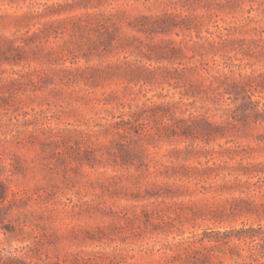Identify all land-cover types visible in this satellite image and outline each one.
<instances>
[{
	"label": "rangeland",
	"instance_id": "obj_1",
	"mask_svg": "<svg viewBox=\"0 0 264 264\" xmlns=\"http://www.w3.org/2000/svg\"><path fill=\"white\" fill-rule=\"evenodd\" d=\"M264 262V0H0V264Z\"/></svg>",
	"mask_w": 264,
	"mask_h": 264
},
{
	"label": "trees",
	"instance_id": "obj_2",
	"mask_svg": "<svg viewBox=\"0 0 264 264\" xmlns=\"http://www.w3.org/2000/svg\"><path fill=\"white\" fill-rule=\"evenodd\" d=\"M258 264H264V262H262V263H258Z\"/></svg>",
	"mask_w": 264,
	"mask_h": 264
}]
</instances>
